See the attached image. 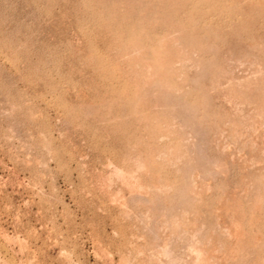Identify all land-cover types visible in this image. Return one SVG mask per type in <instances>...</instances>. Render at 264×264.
Returning <instances> with one entry per match:
<instances>
[{"label": "rangeland", "instance_id": "374dc122", "mask_svg": "<svg viewBox=\"0 0 264 264\" xmlns=\"http://www.w3.org/2000/svg\"><path fill=\"white\" fill-rule=\"evenodd\" d=\"M263 74L264 0H0V264H264Z\"/></svg>", "mask_w": 264, "mask_h": 264}, {"label": "bare ground", "instance_id": "6f19581e", "mask_svg": "<svg viewBox=\"0 0 264 264\" xmlns=\"http://www.w3.org/2000/svg\"><path fill=\"white\" fill-rule=\"evenodd\" d=\"M175 43H177V42H175ZM135 51V50H134ZM136 52V51H135ZM189 60V59H188ZM182 63V62H181ZM185 63V62H184ZM189 63V62H188ZM149 66V65H148ZM260 69V68H259ZM263 70V69H262ZM260 71H261V69H260ZM147 73H149V72H147ZM261 74V73H260ZM264 75V74H263ZM249 80V79H248ZM257 81V80H256ZM239 82V81H238ZM250 84V83H249ZM255 85V84H254ZM155 89V88H154ZM261 90V89H260ZM258 96V95H257ZM259 97V96H258ZM152 100V99H151ZM145 103V102H144ZM171 106V105H170ZM177 106V105H176ZM96 111V110H95ZM169 114V113H168ZM174 118V117H173ZM184 126V125H183ZM170 127V126H169ZM182 127V126H181ZM184 128V127H183ZM128 129H129V127H128ZM189 129V128H188ZM167 137V136H166ZM165 137V138H166ZM160 138V137H159ZM185 147V146H184ZM173 151V150H172ZM158 159V158H157ZM178 160H179V158H178ZM139 162V161H138ZM139 168V167H138ZM141 169H142V166H141ZM143 171H144V168H143ZM141 172H142V170H141ZM117 173H119L120 175L122 174V173H120V172H117ZM126 173V172H125ZM133 173H135V172H133ZM132 173V174H133ZM118 174V175H119ZM127 175H129V174H127ZM130 176V175H129ZM142 176V175H141ZM124 178V177H123ZM125 179H126V177H125ZM131 179H133V178H131ZM136 178H134V180H135ZM179 183V182H178ZM140 187H142V186H140ZM147 187V186H146ZM138 188V187H137ZM136 194H138V193H136ZM138 195H140V194H138ZM150 201V200H149ZM149 203V202H148ZM149 208V207H148ZM168 214H169V212H168ZM148 218V217H147ZM171 218V217H170ZM152 219V218H151ZM155 222H156V220H155ZM172 225V224H171ZM173 225H176V223L175 224H173ZM171 227V226H170ZM152 229H154V228H152ZM175 230V229H174ZM179 230V229H178ZM219 230V229H218ZM162 247V246H161ZM165 248H167V247H165ZM169 249V248H168ZM162 250V249H161ZM167 251V250H166ZM168 252H169V250H168ZM164 254H167V253H165V251L163 252ZM172 253V252H171ZM168 256H170L169 255V253L167 254ZM166 255V256H167ZM201 257V256H200ZM175 259H177V258H175ZM174 261V260H173ZM200 261V260H199ZM204 263V262H203Z\"/></svg>", "mask_w": 264, "mask_h": 264}]
</instances>
